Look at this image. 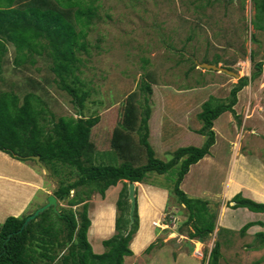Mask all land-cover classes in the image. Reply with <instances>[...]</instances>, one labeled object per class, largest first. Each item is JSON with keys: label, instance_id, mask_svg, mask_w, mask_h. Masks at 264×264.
I'll list each match as a JSON object with an SVG mask.
<instances>
[{"label": "trees", "instance_id": "1", "mask_svg": "<svg viewBox=\"0 0 264 264\" xmlns=\"http://www.w3.org/2000/svg\"><path fill=\"white\" fill-rule=\"evenodd\" d=\"M97 1L0 0V80H3L9 45L14 47L15 65L22 66L23 72L38 70L36 56L46 53L51 61L43 81L31 76L22 84L13 83L10 89L0 88V151L37 166L31 155H40L50 175L59 179L53 192L64 203L58 212L53 207L46 209L21 231L35 205L22 215H10L0 222V264H127L125 257L134 254L131 243L140 227L138 207L130 225L128 183L145 182L150 174L162 175L176 166L178 173L169 192L186 214L179 230L186 227L189 240L200 242H206L216 230L219 205L188 195L181 184L191 166L208 155L215 144V120L225 112L237 116L238 92L262 75L264 59L254 60L252 51L255 64L250 76H242L226 98L210 96L202 103L196 115L199 128L190 130L185 124L170 119L163 123L161 146L172 157L163 160L151 141L154 107L147 97L144 105L141 102L144 86L149 96L154 92L146 79L141 89L131 91L106 110L89 116L82 112L90 90L78 75L79 52L90 47L88 29L97 16ZM252 1L255 7L252 23L264 31V0ZM194 66L197 65L194 63ZM146 75L153 80L151 71ZM54 82L79 106L77 115H56L49 108L42 95L49 92ZM23 87L27 89L21 95L17 91ZM187 134L191 137L185 138ZM199 135L200 139L195 137ZM194 138H197L196 145L184 141ZM174 141L185 144L171 148ZM108 150L115 152L120 164L96 163V152ZM118 182L123 186L116 202L115 233L103 240L104 252L96 253L88 238L92 223L89 200L96 193L104 197ZM231 201L234 208L264 212L263 202L245 197L241 192ZM253 224H245L241 234L245 235ZM257 236L264 247V232ZM155 245L156 241L145 252H151ZM221 258L222 244L217 238L202 264H221Z\"/></svg>", "mask_w": 264, "mask_h": 264}, {"label": "rangeland", "instance_id": "2", "mask_svg": "<svg viewBox=\"0 0 264 264\" xmlns=\"http://www.w3.org/2000/svg\"><path fill=\"white\" fill-rule=\"evenodd\" d=\"M85 1L89 3L91 0ZM96 5L97 16L88 29L87 39L90 47L87 51L79 52L81 61L78 75L85 88L90 90V96L86 99L85 109L82 112L89 116L106 110L120 102L131 91L141 89L146 85L143 81L146 79V82L152 84L154 92L149 96L144 86L141 102L144 105V97H147L154 107L151 118V141L155 145L158 157L166 161L172 157L171 153L165 152L164 146H161V128L168 120L164 119V116L168 115L178 121L184 113L176 109V106L189 101L187 110L190 117L188 114L186 124L192 129L195 128L199 123L196 115L205 100L210 96L226 98L230 90L239 82L240 77L250 76L255 64L252 61V51H254V60L264 59V31L256 29L252 23L255 17L252 0H98ZM254 37L256 39H253ZM14 53V47L9 45L3 80H0L1 89H10L13 83L22 84L23 80L31 76L44 80L51 64L46 53L36 56L35 66L38 70L35 68L34 71L26 72L22 71V66L15 65ZM196 60L231 66L232 70L240 73V77L201 68ZM194 63L197 66H194ZM150 71L153 80L146 75ZM24 88L17 92L22 95L27 89ZM244 89L243 92H238V102L235 105L236 112L240 113V116L237 117L233 112H225L215 120L217 146L211 148L209 153L215 158L214 163L210 165L208 160H204L192 165L187 175L186 187L194 190L192 194L207 199L214 203V206H220V203L224 204L227 200V195L223 191L225 188L223 182L231 170L239 140L242 142L239 144L240 148L241 145L242 149L255 148V152L261 155L258 157L264 163V133L261 134L260 142L252 145L251 135L241 126L242 120L245 119L243 117L247 116L248 120H252L258 112L264 113V68L262 75ZM184 95L190 97L184 99ZM42 96L56 115H77L80 111L72 97L55 82L49 87V92ZM247 108L248 113H246ZM233 117L237 122L236 128L234 123H230ZM189 137L190 134L185 135V138ZM195 137L200 139L202 136ZM197 138L193 141L186 139L184 141L196 145L194 143ZM184 141H174L170 146L176 148L184 145ZM4 154L6 153L0 151V156ZM6 155L11 158L9 154ZM26 163L41 175L46 188L54 189L59 185V179L50 173L46 174L39 164L37 166L29 161ZM96 163L118 165L121 160L112 150L98 151ZM255 163L256 160L247 167L251 171L255 170ZM177 173L176 166L162 175L150 174L149 180L169 190L174 184ZM118 193H120L118 190L110 193L107 201L113 202L115 198L118 199ZM91 199L93 206L91 204L90 212L94 215L97 211L95 208H98L97 202L101 201V198L96 193ZM217 201L219 203H216ZM168 205L177 212L179 227L177 232L187 238L183 239L181 235L176 236L166 229L156 238V245L151 252H145L137 258L133 257L127 260V264H134L133 262L135 264H202L205 254H208L217 238H220L222 244L221 264H264L262 239L257 233L249 235L248 229L245 235H242L240 229L244 224L240 217H234L232 222H236L235 227H220L219 208L214 234L206 242L200 243L196 239L190 242L186 227L183 231L179 230L186 219L183 206L179 205L175 196L170 195ZM225 207L235 209L236 215L244 208H234L227 202ZM247 221L244 220V223ZM239 223L241 225L237 227ZM156 229L154 234H157ZM112 235L114 234L107 238ZM164 244L167 247L163 248L161 254L156 252ZM198 244L203 255L196 253ZM155 253L161 256L158 263L153 261ZM179 254L181 256L177 261Z\"/></svg>", "mask_w": 264, "mask_h": 264}, {"label": "crops", "instance_id": "3", "mask_svg": "<svg viewBox=\"0 0 264 264\" xmlns=\"http://www.w3.org/2000/svg\"><path fill=\"white\" fill-rule=\"evenodd\" d=\"M244 88H246V86L243 87L240 92H243L245 90ZM188 96L189 95H184V99H187ZM187 105H189V101H187L186 103L184 101L183 103H180L176 106V109L184 113L181 118L178 119V121L170 118L168 115H166V117L164 116V119L166 118L175 122H179L183 125L185 124V126L190 127L191 130V126H187L186 124V117L188 118V114L190 117V113L187 110ZM248 108L246 113H248ZM237 114L240 116V113L237 112ZM243 119L244 121L242 120L241 126L245 127V130H248L247 134L249 133L251 135L252 145L258 141L260 142L261 134L264 133V113L258 112L256 117L252 120H248L247 116L243 117ZM199 123L194 129L200 127ZM230 123H234L235 128L237 127V122L234 117L230 119ZM162 134L163 133L161 128V137ZM241 143L242 142H240V140L237 142L238 147L235 149L236 152L233 157L231 170L228 174L227 179L223 182V185L225 187L223 191L227 195L226 202H230L237 193L241 192L245 197L251 198L257 202L264 203V163L260 159L261 155L255 152V148L242 149V145L240 148L239 144ZM215 146H217V138L212 148ZM6 154H4L3 156L9 158ZM258 155L260 157H258ZM11 158H9L8 161L9 165L7 164L8 162L4 163L3 161H0V163H2V165H0V175L2 176V178H0V222L4 221L10 215H22L23 213L27 212V210L33 205L36 206V209L38 206L46 202L49 194H54L53 190L55 189L46 188L44 186L43 179L40 177L41 175H39L38 172L26 162L15 158H13V160ZM252 158H254V160H252ZM214 159L215 158L211 153L206 155L199 162L208 160L211 165L212 163H214ZM255 160L256 168L255 170H252V172L251 169L247 166H249L250 163ZM188 173L186 174L181 184V188L188 195L192 197H198L192 194V191L194 190L186 187ZM135 183L136 195L138 200V210L140 215V228L131 243V248L133 249L134 254L132 256L125 257L126 263H128L127 260H130L133 257L137 258L145 254V249L150 245V243H153L156 238L161 235V231L153 225V221L157 220L158 216L164 213L165 209L169 208L168 198L170 193L168 188H164L158 183L151 182L149 179L145 182ZM122 186V182H118L116 185L111 186L106 191V195L104 197L98 193L101 201L99 200L97 202L98 208H95V210L97 209V211L94 215H92V213L90 212L91 204L93 206V202L91 201L93 200H89L90 206L88 211L89 215L91 214L90 218L92 223L88 230V238L92 244L93 250L96 253L104 252L105 247L103 244V240L110 236L112 233H115L117 198H115V201L113 202H108L107 197L110 193H115L117 190L120 192ZM59 202L63 205L62 201L59 200ZM226 202L224 204L220 203L219 206L220 227H235L236 222L232 221L234 217L238 216L242 219L244 225L249 222H254V224L248 229L249 235H256V233L261 231L264 232V212L254 213L248 210L247 207H238L240 209L243 208V211H241L240 214L236 215L235 209H228L227 207H225ZM216 203H219V201H217ZM211 204L213 205L214 203L211 202ZM246 219L248 221L247 223H244V220ZM221 224L223 226H221ZM240 225L241 224L239 223L236 226L239 227ZM155 228H157V234H154ZM164 247H167V245H162L161 248H159L156 252H159L161 254ZM160 254L157 255V253H155V256L153 258L154 262L156 261V263H158L161 260ZM180 256L181 255L179 254L177 261L180 259ZM133 263L135 264V262Z\"/></svg>", "mask_w": 264, "mask_h": 264}, {"label": "water", "instance_id": "4", "mask_svg": "<svg viewBox=\"0 0 264 264\" xmlns=\"http://www.w3.org/2000/svg\"><path fill=\"white\" fill-rule=\"evenodd\" d=\"M196 63L198 64L199 67L201 68H205V69H211V70H216V71H221V72H225L228 74H232L236 77H240V73L230 69L227 66H220L218 64L215 63H208V62H199L196 60ZM31 158L35 159L37 161V164H39L42 169L44 170V172L46 174L50 173V169L42 162L40 155H31ZM128 199L130 201V225L133 224L134 220H135V210H136V206H137V196H136V184L135 182L130 181L128 183ZM53 207V209L55 211H60L62 209V205L59 203L58 198L54 195V194H49L47 197V200L45 203H43L42 205L38 206L32 213H30L24 220L21 228L19 229V231L23 230L28 224L29 222H31L33 219H35L40 213H42L43 211H45L46 209ZM11 236V234H9V237Z\"/></svg>", "mask_w": 264, "mask_h": 264}, {"label": "clouds", "instance_id": "5", "mask_svg": "<svg viewBox=\"0 0 264 264\" xmlns=\"http://www.w3.org/2000/svg\"><path fill=\"white\" fill-rule=\"evenodd\" d=\"M241 78V77H240ZM237 116H239L238 114H237ZM215 125V124H214ZM215 129V128H214ZM130 182V181H129ZM136 184V183H135ZM55 195V194H54ZM56 196V195H55ZM137 196V195H136ZM57 197V196H56ZM58 198V197H57ZM58 200H60V201H62V199H59L58 198ZM117 202V201H116ZM60 203V202H59ZM61 204V203H60ZM231 204L233 205L234 203H232V201H231ZM62 205V204H61ZM63 206V205H62ZM138 207V200H137V206H136V208ZM35 210V209H34ZM167 210H169V211H167ZM166 212L164 213V214H162V216L159 218V221H158V224L157 225H155V223H154V226L155 227H157L160 231H161V234H162V232L164 231V230H166V229H168L169 230V233H175V235L176 236H178V235H181V238H187L184 234H182V233H178L177 232V229H178V221H177V215H176V211H175V209L174 208H167L166 210H165ZM138 212H139V210H138ZM170 215H173V218L171 219L170 218ZM140 216V215H139ZM164 224H168V226H164ZM140 228V227H139ZM139 230V229H138ZM188 239H189V237H188ZM193 240V239H192ZM192 240H189L190 242H193ZM155 242V241H154ZM200 242V241H199ZM202 243V242H201ZM199 253L201 254V255H203L202 254V252H201V249L199 250Z\"/></svg>", "mask_w": 264, "mask_h": 264}, {"label": "bare ground", "instance_id": "6", "mask_svg": "<svg viewBox=\"0 0 264 264\" xmlns=\"http://www.w3.org/2000/svg\"><path fill=\"white\" fill-rule=\"evenodd\" d=\"M1 157V161H3L4 163H6V162H8L9 161V158H6L5 156H0ZM8 165H9V162L7 163ZM158 221H159V218L157 219V220H155V221H153V225H154V223H155V225H157L158 224ZM198 248L196 249V253L197 254H199V247H200V245L198 244V246H197Z\"/></svg>", "mask_w": 264, "mask_h": 264}, {"label": "built area", "instance_id": "7", "mask_svg": "<svg viewBox=\"0 0 264 264\" xmlns=\"http://www.w3.org/2000/svg\"><path fill=\"white\" fill-rule=\"evenodd\" d=\"M170 218L172 219L173 218V215H170ZM164 226H168V224H164Z\"/></svg>", "mask_w": 264, "mask_h": 264}]
</instances>
